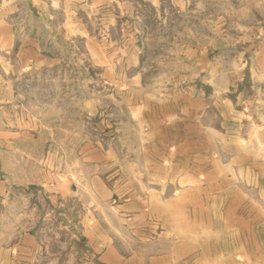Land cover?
I'll return each instance as SVG.
<instances>
[{"label": "rangeland", "instance_id": "obj_1", "mask_svg": "<svg viewBox=\"0 0 264 264\" xmlns=\"http://www.w3.org/2000/svg\"><path fill=\"white\" fill-rule=\"evenodd\" d=\"M186 169L264 253V0H0V264L24 234L21 264H108L120 235L135 264L163 230L131 192Z\"/></svg>", "mask_w": 264, "mask_h": 264}, {"label": "crops", "instance_id": "obj_2", "mask_svg": "<svg viewBox=\"0 0 264 264\" xmlns=\"http://www.w3.org/2000/svg\"><path fill=\"white\" fill-rule=\"evenodd\" d=\"M172 176L170 172L163 174V178ZM175 177L185 180V185L180 184L176 191L162 187L156 192L149 188L148 201L131 192L132 202L125 207L135 212L134 218L140 222L147 213L154 227L163 230L158 238L148 239L147 256L132 251L133 263L144 264L143 259H147V264H220L222 259L223 264H258L256 261L264 259L258 221L242 196L234 192L222 213L217 192L199 188L198 169H186ZM118 237L121 245L107 246L101 255L108 264H123L124 237ZM34 243L35 237L22 236L14 256L19 264L27 259L26 254Z\"/></svg>", "mask_w": 264, "mask_h": 264}]
</instances>
